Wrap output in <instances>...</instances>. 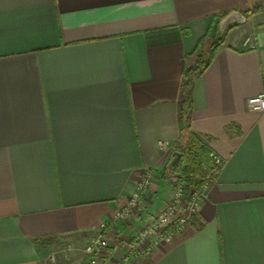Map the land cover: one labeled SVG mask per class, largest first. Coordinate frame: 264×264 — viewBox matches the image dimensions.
I'll return each instance as SVG.
<instances>
[{"label":"crops","instance_id":"crops-1","mask_svg":"<svg viewBox=\"0 0 264 264\" xmlns=\"http://www.w3.org/2000/svg\"><path fill=\"white\" fill-rule=\"evenodd\" d=\"M260 1L0 0V264H86L80 244L148 168L160 177L118 235L163 205L184 69L220 16L246 11L191 92L190 129L221 174L185 231L131 264H264V112L248 107L264 95ZM120 259L114 243L99 264Z\"/></svg>","mask_w":264,"mask_h":264},{"label":"built area","instance_id":"built-area-1","mask_svg":"<svg viewBox=\"0 0 264 264\" xmlns=\"http://www.w3.org/2000/svg\"><path fill=\"white\" fill-rule=\"evenodd\" d=\"M261 10L264 11V2ZM245 44L253 47L250 38L245 40ZM248 107L251 111L264 112V95L249 98ZM160 146L168 148L165 142H161ZM222 168L221 156L210 151L206 173L199 185L188 181L181 173H171L167 177L170 188L163 205L155 213L147 214L145 222L134 230L133 235L120 237L116 230L117 223H129L138 218L146 192L160 177L154 168L146 169L142 179L128 196L126 204L116 211L114 219L101 222L95 236L85 245L87 264H99L110 244L117 243L121 251L118 264H131L136 258L148 257L161 244L170 243L198 217L201 206L210 188L217 182ZM51 259L54 260L55 257Z\"/></svg>","mask_w":264,"mask_h":264},{"label":"trees","instance_id":"trees-1","mask_svg":"<svg viewBox=\"0 0 264 264\" xmlns=\"http://www.w3.org/2000/svg\"><path fill=\"white\" fill-rule=\"evenodd\" d=\"M253 11L244 12V16L249 18ZM227 14L220 16L219 21ZM233 26H230V30ZM226 33L223 37L214 33L207 42H203L196 55L195 63L186 66L184 69V78L180 88V111L179 120L181 125V134L179 141L175 144L174 153L181 154L180 161L172 173L183 174L188 181L199 185L205 176V168L208 162L210 150L199 140V138L190 129L191 113L193 109L192 87L195 77L200 75L213 61L216 51L224 44Z\"/></svg>","mask_w":264,"mask_h":264},{"label":"water","instance_id":"water-1","mask_svg":"<svg viewBox=\"0 0 264 264\" xmlns=\"http://www.w3.org/2000/svg\"><path fill=\"white\" fill-rule=\"evenodd\" d=\"M245 16L240 12H232L231 14L225 16L220 22H219V36L223 37L227 31V29L235 24H239L245 21ZM181 158V154L178 152L174 153V157L169 162V165L167 167V170L165 172V176L168 177L172 171L177 167L179 161Z\"/></svg>","mask_w":264,"mask_h":264},{"label":"rangeland","instance_id":"rangeland-1","mask_svg":"<svg viewBox=\"0 0 264 264\" xmlns=\"http://www.w3.org/2000/svg\"><path fill=\"white\" fill-rule=\"evenodd\" d=\"M264 2V1H263ZM263 2H262V0L257 4V6L255 7V9H254V12L256 13V12H260V11H262L261 10V5L263 4ZM85 243L82 245V244H80V247H85ZM70 246L69 245H67V246H64V247H59L58 248V250H61L62 252H60V253H64L65 251H67V249L69 248ZM63 248V249H62ZM64 251V252H63ZM87 264V263H86Z\"/></svg>","mask_w":264,"mask_h":264}]
</instances>
